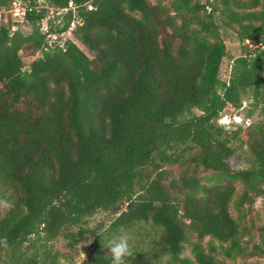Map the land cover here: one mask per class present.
Wrapping results in <instances>:
<instances>
[{"label":"trees","instance_id":"16d2710c","mask_svg":"<svg viewBox=\"0 0 264 264\" xmlns=\"http://www.w3.org/2000/svg\"><path fill=\"white\" fill-rule=\"evenodd\" d=\"M24 1L26 34L0 0V264H59L60 238L112 264L122 234L126 264L264 258L230 212L264 200V0Z\"/></svg>","mask_w":264,"mask_h":264},{"label":"rangeland","instance_id":"374dc122","mask_svg":"<svg viewBox=\"0 0 264 264\" xmlns=\"http://www.w3.org/2000/svg\"><path fill=\"white\" fill-rule=\"evenodd\" d=\"M151 3H156L157 0H149ZM169 0H166L165 3H168ZM202 3H206L207 0H201ZM57 15L53 10H50L48 17L42 22V31H48L50 22L54 25H57L59 21H56ZM12 16L10 14H5L3 17V22L6 23L10 20ZM16 20L18 21L15 28L21 30L23 33H29L30 28L23 22L22 17L16 16ZM222 37L225 40L228 50L233 56H238L241 54V44L236 39L235 34L232 32L223 31ZM64 40L66 39H74L72 35L66 34L63 35ZM80 47L87 52V50L80 45ZM29 51H22L21 55L26 64H30L35 58L40 56V53H37L35 56L29 54ZM88 53V52H87ZM232 61L229 57H227L222 65L221 71V78L226 80L229 77L230 68H231ZM246 111H235L232 108H228L221 117V122L224 125H233L235 123L242 124L244 121ZM237 117H239V121L237 122ZM177 171V170H175ZM240 186H238V189ZM7 189L4 187H0V193L6 192ZM230 212L232 216L236 219H240L242 224L246 226L249 230L250 236L253 238L255 242H259L261 239V234L264 232V200L259 199L257 200L255 206L253 208H243L242 211H238L235 208V204L232 203L230 206ZM82 243H79L75 246L69 245V240L67 238H60L53 242V249L54 252L59 251L60 254L66 255L67 259L61 258L59 264H80L85 259V253L81 251ZM187 255H190L189 251H187ZM219 263L218 264H264V258L260 260H252L248 263L244 262L243 260L238 259L237 261H232L230 259L225 258L222 254L218 256Z\"/></svg>","mask_w":264,"mask_h":264},{"label":"clouds","instance_id":"9594fccd","mask_svg":"<svg viewBox=\"0 0 264 264\" xmlns=\"http://www.w3.org/2000/svg\"><path fill=\"white\" fill-rule=\"evenodd\" d=\"M236 119L238 122L239 117H237ZM0 207L7 209L12 207V205L7 200H0ZM107 248L110 249V253L112 255V264H126V258L132 255V249L129 244V238L123 234L116 239L110 240L109 246ZM160 259L162 261V264H168L170 256L168 254H165Z\"/></svg>","mask_w":264,"mask_h":264},{"label":"built area","instance_id":"2783aa9c","mask_svg":"<svg viewBox=\"0 0 264 264\" xmlns=\"http://www.w3.org/2000/svg\"><path fill=\"white\" fill-rule=\"evenodd\" d=\"M39 4H40V0H37L36 5H39ZM33 8H35L36 10H39V6L28 8V4L24 0H14L12 4V8L9 13L13 14L14 16L22 17L24 19L26 11L27 10L32 11ZM70 8H74L72 2L70 3ZM1 19H2V12H0V20ZM73 27H74V24H72L70 30H72Z\"/></svg>","mask_w":264,"mask_h":264}]
</instances>
